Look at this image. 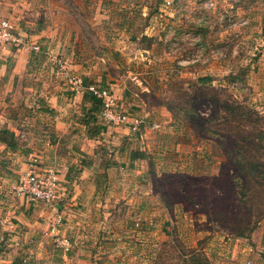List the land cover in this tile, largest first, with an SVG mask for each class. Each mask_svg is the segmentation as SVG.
Listing matches in <instances>:
<instances>
[{
	"label": "rangeland",
	"instance_id": "obj_1",
	"mask_svg": "<svg viewBox=\"0 0 264 264\" xmlns=\"http://www.w3.org/2000/svg\"><path fill=\"white\" fill-rule=\"evenodd\" d=\"M1 19L24 42L4 45L28 46L27 71L42 70L50 84L122 75L121 96L106 87L141 120L128 146L146 157L124 181L94 170L79 229L62 218L60 235L41 240L14 185L29 153L44 161L46 145L32 138L33 127L45 134L55 113L0 109V130L27 127L14 149L0 143V264H63L71 261L63 252L73 250V264H264V180L245 198L236 193L240 185L231 192L233 178L214 181L226 160L210 130L226 121L231 130L260 134L254 140L264 162V0H0ZM53 28L56 41L45 32ZM203 76L210 80L199 83ZM62 92L73 103L71 90ZM198 118H214L208 131L199 130ZM218 203L242 214L226 221L213 213ZM236 217L245 220L229 224ZM60 237L69 244L57 245Z\"/></svg>",
	"mask_w": 264,
	"mask_h": 264
},
{
	"label": "crops",
	"instance_id": "obj_2",
	"mask_svg": "<svg viewBox=\"0 0 264 264\" xmlns=\"http://www.w3.org/2000/svg\"><path fill=\"white\" fill-rule=\"evenodd\" d=\"M43 32L42 29L38 30L32 38L43 36ZM45 32L46 36H49L52 41L55 40V28L47 29ZM122 46V42L119 43L118 49ZM30 56L31 52L26 45L19 47L0 45V109L2 112L22 110L31 114L45 109L55 113V121L51 128L48 127V130H46L47 128L43 130L45 134L41 135L42 125L35 124L33 129L36 133L32 138L45 142V154L42 155L44 161L41 160L42 165H52L58 172L62 192L59 212L66 214V217H62L67 219L69 226L79 229V225L75 226L81 223L79 212L85 209L86 204V208H88L85 193L94 191L90 184H86V178L89 174H93L92 172L98 169L100 172H105L111 176L115 175L116 180L124 181V177L127 175L128 178V174H130L133 167H139L137 165L143 161L144 158L142 157H146L145 151L141 150V146V148L136 149L129 148V140L138 139L135 131H131L127 125H106L99 119L100 109L96 113L89 111L90 103L83 100L84 95L88 93L84 88L85 83H88L84 81L86 78L90 83L97 84L96 82H99L98 85L103 83L105 86L109 84L116 92L115 94L121 96L124 84H118L117 81L119 79L124 81L122 75L117 74L115 78L108 72H103L99 77L90 75L84 78L83 87L75 89L74 92L72 85L68 84L66 80L64 81L65 86L62 87L58 84L48 83L42 70L33 73L27 71L26 68L31 62ZM76 65L77 63L70 66L76 67ZM114 79L115 82L111 83ZM113 85L116 87L114 88ZM64 89L71 90L73 96L70 100L73 98V103H70V101L68 104V99L63 98L65 93L62 90ZM127 90L125 88V91ZM93 115L96 116V120L91 118ZM5 120L6 116L4 115ZM21 125L23 126V124ZM10 129L17 136L18 128L11 126ZM25 129L27 127L22 129L21 132L19 131L21 135H27ZM134 133L136 136H134ZM97 145L105 152V155L97 152ZM105 147L109 148L107 149L108 152ZM22 166L24 168L25 163ZM106 187L110 189V185ZM26 201V211L33 213L30 224L35 228L36 231L34 232L37 233L38 238L46 240L47 236L52 234L48 230L54 219V210L42 202L29 199H26ZM134 224H137V222ZM76 232L75 230L73 234L75 235ZM73 234L71 235L72 240L77 238L78 233L75 236ZM78 242L80 241H73L72 246H75L76 243L79 244ZM78 247L76 245V248ZM76 252V250H73V253L63 252L61 256L65 258L69 255L71 260L63 264H73V257L78 254ZM52 264L55 263L52 262Z\"/></svg>",
	"mask_w": 264,
	"mask_h": 264
},
{
	"label": "built area",
	"instance_id": "obj_3",
	"mask_svg": "<svg viewBox=\"0 0 264 264\" xmlns=\"http://www.w3.org/2000/svg\"><path fill=\"white\" fill-rule=\"evenodd\" d=\"M23 40L15 34L13 24L9 19L0 20V45L6 43L19 45ZM37 48V45H32ZM69 82L73 89L82 88V79L76 76H69ZM91 94L101 98L99 116L103 122L108 125H127L131 131H140L141 120L133 117L118 104L117 97L106 86L89 84L84 87ZM153 126H156L153 125ZM16 192L29 200L42 202L44 205L54 210V219L50 225L51 233L58 237L62 224V214L59 212V205L62 199V192L59 184L58 172L54 166H43L39 155L29 153L27 155V164L22 171L16 184ZM57 245H68L66 237H60Z\"/></svg>",
	"mask_w": 264,
	"mask_h": 264
},
{
	"label": "trees",
	"instance_id": "obj_4",
	"mask_svg": "<svg viewBox=\"0 0 264 264\" xmlns=\"http://www.w3.org/2000/svg\"><path fill=\"white\" fill-rule=\"evenodd\" d=\"M262 33L264 35V28L262 29ZM210 80V77L203 76L198 78L199 83H206ZM83 100H87L90 103L89 111H93L96 113L100 109L101 106V98L96 97L95 95L91 94L89 91L83 97ZM224 108H230L228 105H225ZM224 110V109H223ZM226 110V109H225ZM251 110L244 111L247 113ZM243 113V112H242ZM93 120H96V116L93 115ZM199 119V118H198ZM214 118H202L199 119V130L208 131V127L206 125H210L211 121ZM226 122V121H225ZM225 122H221L219 127H211L213 133L216 134L215 141L217 142L218 146L220 147L222 153L225 156V162L222 161L219 167V173L217 175H213L214 181H221L226 178H233L234 183L231 184V192L234 191V188L238 187L239 191L236 193L245 198L247 193H253L256 191V187L259 186L260 182L264 180V162L261 160V155L257 156L258 149L261 145L255 142V138H259L260 134L250 136L249 132H247L244 128H234L230 129L228 123L224 125ZM239 123V122H237ZM241 126H244L242 123ZM258 136V137H257ZM264 138V133H263ZM17 137L14 131L9 130L7 128L0 130V142L6 145L9 148L14 149L17 145ZM257 148L256 152L253 148ZM264 154V153H263ZM215 176V177H214ZM254 191V192H253ZM252 196V194H250ZM217 205L220 206V209L217 208ZM215 204L213 206V213H222L224 215L223 218L227 221L226 216L229 213L234 214H242V211L235 212V209H238L237 206H231L230 204L221 205ZM251 213V212H249ZM244 214V212H243ZM244 217H240L239 219L236 217L231 221L235 223L242 222ZM245 220V219H244ZM247 222L243 223L246 224ZM232 230H235L234 225H230Z\"/></svg>",
	"mask_w": 264,
	"mask_h": 264
}]
</instances>
